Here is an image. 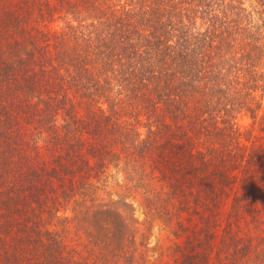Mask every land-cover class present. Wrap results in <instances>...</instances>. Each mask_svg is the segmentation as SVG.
<instances>
[{"label": "trees", "instance_id": "obj_1", "mask_svg": "<svg viewBox=\"0 0 264 264\" xmlns=\"http://www.w3.org/2000/svg\"><path fill=\"white\" fill-rule=\"evenodd\" d=\"M263 94L264 0H0V264H75L44 220L126 159L206 219L237 179L264 203V140L237 123Z\"/></svg>", "mask_w": 264, "mask_h": 264}, {"label": "rangeland", "instance_id": "obj_2", "mask_svg": "<svg viewBox=\"0 0 264 264\" xmlns=\"http://www.w3.org/2000/svg\"><path fill=\"white\" fill-rule=\"evenodd\" d=\"M245 5L251 9L248 1ZM261 101L255 120L248 113L237 117L241 129H251L257 141L264 140V125L259 124L264 94ZM139 130L143 134L145 128L141 125ZM106 175L92 180L93 186L83 195L62 202L59 211L44 220L43 226L61 239L75 264H183L194 253L190 264H264V243L258 239L264 236V203L245 197L233 201L234 195L245 192L240 179L206 219L209 210L201 207L180 210L147 164L126 159L120 170L111 167ZM229 236L252 238L250 253L240 259L227 258Z\"/></svg>", "mask_w": 264, "mask_h": 264}]
</instances>
